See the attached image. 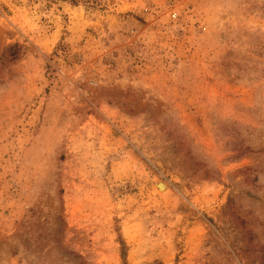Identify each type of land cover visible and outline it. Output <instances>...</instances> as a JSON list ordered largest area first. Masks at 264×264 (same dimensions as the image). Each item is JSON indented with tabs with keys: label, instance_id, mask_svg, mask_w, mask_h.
<instances>
[{
	"label": "rangeland",
	"instance_id": "rangeland-1",
	"mask_svg": "<svg viewBox=\"0 0 264 264\" xmlns=\"http://www.w3.org/2000/svg\"><path fill=\"white\" fill-rule=\"evenodd\" d=\"M0 264H264V0H0Z\"/></svg>",
	"mask_w": 264,
	"mask_h": 264
},
{
	"label": "bare ground",
	"instance_id": "bare-ground-1",
	"mask_svg": "<svg viewBox=\"0 0 264 264\" xmlns=\"http://www.w3.org/2000/svg\"><path fill=\"white\" fill-rule=\"evenodd\" d=\"M160 187L164 188V186H163V185H161Z\"/></svg>",
	"mask_w": 264,
	"mask_h": 264
}]
</instances>
